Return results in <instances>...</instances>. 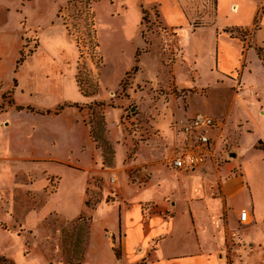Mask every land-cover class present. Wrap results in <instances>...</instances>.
<instances>
[{"label":"rangeland","instance_id":"374dc122","mask_svg":"<svg viewBox=\"0 0 264 264\" xmlns=\"http://www.w3.org/2000/svg\"><path fill=\"white\" fill-rule=\"evenodd\" d=\"M12 1L16 3L17 0ZM19 1L24 5L27 0ZM28 1L36 4L38 0ZM59 1L56 16L43 20L49 24L61 23L75 41L78 50L75 80L79 90L93 99L88 104H73L87 112L85 122L101 155V161L95 159L98 168H93L86 178L85 201L90 209L100 202H113L129 185H144L155 172L185 173L173 170L171 160L183 142L180 126L195 114L209 115L217 122L214 151L207 164L220 169L227 162L239 163L242 159L243 166L256 175L254 166L264 155V93L259 90L264 75L256 71L243 77L247 65L244 52L249 45L254 46L250 36L252 30L225 29L239 44L236 55L218 47L214 63L210 64L209 60L201 63L191 60L193 55L183 46L180 32L164 23L157 5L145 6L138 2L140 18L137 17L135 26L133 17L122 12L126 7L121 1ZM38 4L45 5V2L40 0ZM40 20L28 16L20 19L0 17L1 24L19 29L22 47L17 67L40 43L39 29L34 27ZM200 20L192 24L198 26ZM16 21H19L17 28ZM259 50L260 46L256 45L255 52L261 59ZM253 53L249 57L253 58ZM261 62L264 64L262 59ZM101 73L109 83H102ZM10 92L12 90L0 94L3 105L12 103ZM107 115L111 118L110 128ZM8 122L4 121L2 126ZM55 125L66 137L64 122L58 120ZM109 131L125 146L124 161L119 165L116 149L108 139ZM71 137L79 141L80 132H73ZM10 142V158L0 162V170H9L0 178L6 180L0 185V197L9 193L10 202L16 201V209L11 208L9 212H18L19 221H0V264H76L79 260L82 263L94 222L90 214L82 213L73 220L57 211L43 221L34 217V209L39 210L44 195L43 190L35 193L40 183L35 173L39 163L19 162L17 157L24 153L23 149L14 139ZM25 147L29 154L30 145ZM116 148L120 149L121 145ZM59 150L63 152L61 156L72 159L63 164L83 169L72 156H67V151ZM120 151L123 153V149ZM60 165L53 167V171L63 177L64 185L73 195L78 190L77 180ZM21 168L31 172H23ZM232 172L234 182L245 186L241 168L234 166ZM112 175L116 178L114 183L110 182ZM257 177L261 182L263 177ZM60 183L61 177L53 176L42 188L49 193ZM54 205L58 211L74 214V209L64 208L62 199ZM102 226H97L100 250L108 255L114 250L121 257V246L112 245L111 234ZM233 240L235 245L242 244L239 238ZM97 256L98 253L91 255L92 263L99 260ZM232 262L230 258L229 264Z\"/></svg>","mask_w":264,"mask_h":264},{"label":"crops","instance_id":"0c3cea01","mask_svg":"<svg viewBox=\"0 0 264 264\" xmlns=\"http://www.w3.org/2000/svg\"><path fill=\"white\" fill-rule=\"evenodd\" d=\"M38 1L34 4L27 0L21 5L19 0L16 3L0 0V17L20 19L28 16L43 20L56 16L59 0H42L45 5ZM117 1L124 2L126 8L122 12L133 17L135 26L140 18L138 2L145 6L157 5L164 23L180 32L183 46L193 55L191 60L197 59L201 63L208 60L210 64L214 63V52L218 47L236 55L239 44L225 29L252 30L250 36L254 46L249 45L244 52L247 65L243 77L256 71L264 75V64L255 52L256 45L264 50V0ZM198 18H201V24L193 25ZM42 20L34 25L40 34L37 49L18 67L22 47L19 29L13 30L7 23H0V94L12 90L11 104L3 105L0 97V162L10 158V140L14 139L24 152L17 154L19 162L39 163L35 172L39 176V192L35 190V193L43 190L44 195L39 212L34 209V217L43 221L57 211L73 220L88 212L94 222L88 252L81 264H229L230 258L232 264H264V155L254 166L256 175L243 166L242 159L239 163L227 162L217 169L207 164L212 157L209 156L204 164L185 173L155 172L144 185H129L121 190L113 202H100L95 208H89L85 201L86 178L93 168H98L95 159L101 161V155L85 122L87 112L73 104H88L93 99L79 90L75 80L78 57L75 41L61 23L49 24ZM252 52L253 58L249 57ZM101 80L103 84L109 83L102 73ZM259 87L264 93V79L260 80ZM110 119L107 115L108 125ZM6 120L8 125L2 126ZM58 120L65 124L66 137L55 125ZM73 132H80L79 141L71 137ZM108 139L116 149L117 164L123 163L125 146L118 142L112 131H109ZM28 144L29 154L25 147ZM119 145L123 153L116 148ZM60 148L83 169L63 164L72 159L61 156ZM38 149H42L41 153ZM57 165L74 174L78 185L73 194L75 197L64 185L63 177L53 171ZM234 166L241 168L245 186L234 182L231 174ZM21 170L31 172L28 168ZM8 171L1 169L0 178ZM58 175L61 177L59 187L45 193L42 186L48 184V178ZM258 175L263 177L261 182ZM3 181L6 180L0 179V185ZM3 197H0V221H19L18 212H9L11 208L16 209V201L10 202L9 193ZM60 199L64 208H68L66 210L74 209L73 215L55 209L54 203ZM243 209L249 212V222L240 220ZM98 225H103L111 234L112 245L121 246V257H117L114 250L111 255L100 250ZM10 234L14 236L16 232ZM234 237L242 244L235 245ZM93 253H98L96 263L91 262Z\"/></svg>","mask_w":264,"mask_h":264},{"label":"built area","instance_id":"2783aa9c","mask_svg":"<svg viewBox=\"0 0 264 264\" xmlns=\"http://www.w3.org/2000/svg\"><path fill=\"white\" fill-rule=\"evenodd\" d=\"M217 127L216 120L205 114H196L180 126L183 142L172 157L171 166L178 170L195 169L206 162L213 155V132ZM115 182V176L110 177ZM249 212L243 209L240 220L246 222Z\"/></svg>","mask_w":264,"mask_h":264},{"label":"trees","instance_id":"16d2710c","mask_svg":"<svg viewBox=\"0 0 264 264\" xmlns=\"http://www.w3.org/2000/svg\"><path fill=\"white\" fill-rule=\"evenodd\" d=\"M259 56H260V58L263 60V62H264V50L262 49V48H260V50H259ZM117 257H119V255H117ZM5 260H7L6 258H4ZM76 264H81V262H80V260H79V262L78 263H76Z\"/></svg>","mask_w":264,"mask_h":264}]
</instances>
